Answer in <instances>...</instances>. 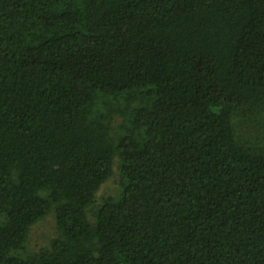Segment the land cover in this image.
<instances>
[{"label": "trees", "instance_id": "1", "mask_svg": "<svg viewBox=\"0 0 264 264\" xmlns=\"http://www.w3.org/2000/svg\"><path fill=\"white\" fill-rule=\"evenodd\" d=\"M0 264H264V0H0Z\"/></svg>", "mask_w": 264, "mask_h": 264}, {"label": "rangeland", "instance_id": "2", "mask_svg": "<svg viewBox=\"0 0 264 264\" xmlns=\"http://www.w3.org/2000/svg\"><path fill=\"white\" fill-rule=\"evenodd\" d=\"M114 178L110 179L99 191L98 197L113 193L115 190ZM99 201V200H98ZM54 236V222L52 217L38 222L31 229L28 249L35 250L47 244L48 240Z\"/></svg>", "mask_w": 264, "mask_h": 264}]
</instances>
